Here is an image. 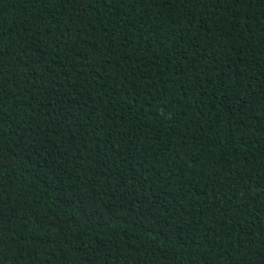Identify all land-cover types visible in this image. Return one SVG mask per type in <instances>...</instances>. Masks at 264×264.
Here are the masks:
<instances>
[{
  "label": "trees",
  "instance_id": "obj_1",
  "mask_svg": "<svg viewBox=\"0 0 264 264\" xmlns=\"http://www.w3.org/2000/svg\"><path fill=\"white\" fill-rule=\"evenodd\" d=\"M0 264H264V0H0Z\"/></svg>",
  "mask_w": 264,
  "mask_h": 264
}]
</instances>
